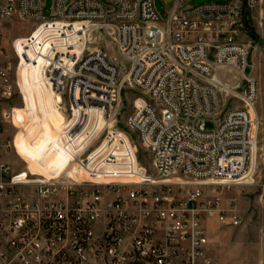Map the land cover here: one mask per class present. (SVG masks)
<instances>
[{
	"label": "built area",
	"instance_id": "2783aa9c",
	"mask_svg": "<svg viewBox=\"0 0 264 264\" xmlns=\"http://www.w3.org/2000/svg\"><path fill=\"white\" fill-rule=\"evenodd\" d=\"M187 1L173 0L162 20L154 0H52L49 16L44 0H0V27L19 18L62 40L97 33L118 56L110 59L102 46L79 55L73 45L40 50L43 78L65 93L75 115L62 133L68 158L53 175L0 164V264H216L205 223L215 216L239 224L221 192L244 184L259 127L247 30L260 0ZM218 67L237 73L234 85L212 79ZM127 88L136 92L127 124L151 153V171L122 134L111 129L95 143L105 127L86 129L85 112L111 122ZM229 100L239 105L225 108ZM13 120L3 111L0 127ZM10 147L20 156L14 139L0 152Z\"/></svg>",
	"mask_w": 264,
	"mask_h": 264
},
{
	"label": "rangeland",
	"instance_id": "374dc122",
	"mask_svg": "<svg viewBox=\"0 0 264 264\" xmlns=\"http://www.w3.org/2000/svg\"><path fill=\"white\" fill-rule=\"evenodd\" d=\"M224 1L227 0H188L183 5L197 6ZM44 4L45 15L49 16L52 0H44ZM172 4L173 0H154L156 11L162 20L166 18V11ZM260 13H264V0H260V5L253 10L247 30L248 39L253 46L249 56L248 74L257 85L253 110L258 117L259 127L251 158V170L245 176L244 184L232 185L221 192L222 207L236 215L239 224L234 227L220 224L215 216L209 217L205 223L209 239L208 255L216 264H264V39L259 37ZM34 28L33 22L19 18L3 22L0 27V72L4 73L0 76V113L13 111L15 123H10L9 130L3 134L4 138L0 136L3 140L0 142V149L6 142L14 139L21 157L12 147L1 150L0 156L8 155L7 159L13 172L53 175L65 165L67 156L61 147L62 133L72 124L75 115L70 117L65 93H54L43 78L45 59L41 57L40 50L46 53L49 44L54 43L66 52L67 45H73V51L79 55L83 47L92 49L102 46L110 59L118 56L112 41L97 33H91L87 38L73 36L69 40H62L48 36L49 30ZM52 28L55 30V26ZM32 31L33 44L29 43V47L25 49L21 44ZM23 54L32 62L24 61ZM233 72L236 78L230 72L219 70H213L211 75L231 83L232 80L236 82L238 79L237 73L234 70ZM135 95L136 92L125 89L117 115L110 119L109 129L105 127V130L99 133L95 143L104 138L106 131L113 129L123 135L120 136V142L124 146L131 144L140 166L146 171H151V153L139 145L127 124ZM235 105H239L238 101L229 100L225 108ZM85 114L88 132H98L102 124L100 115L93 111ZM205 128L213 129V122L207 121Z\"/></svg>",
	"mask_w": 264,
	"mask_h": 264
},
{
	"label": "crops",
	"instance_id": "0c3cea01",
	"mask_svg": "<svg viewBox=\"0 0 264 264\" xmlns=\"http://www.w3.org/2000/svg\"><path fill=\"white\" fill-rule=\"evenodd\" d=\"M226 71V72H230L232 75H233V77H235L236 78V74L233 72V70L232 69H230V68H222V67H218V68H215L214 69V71ZM216 82H218V83H220V84H226V85H228V86H232V85H234V83H235V80L233 81H231V83H227V82H223V81H221V80H219L215 75H214V78H213ZM255 110H257V108L255 109ZM258 111V110H257ZM3 112V111H2ZM1 114L2 113H0V119H1ZM10 123H14V120L13 121H11V122H9V123H7V124H3L1 127H0V131L2 130V133H0V136L1 137H3L4 138V132H6V131H8L9 130V128H10ZM15 124V123H14ZM11 128H12V126H11ZM3 142V140H2V138H0V142ZM14 156V155H13ZM7 157H8V155H6V156H0V164H8L9 166H11V164H10V161L7 159ZM12 167V166H11ZM207 229V228H206ZM207 234H208V232H207Z\"/></svg>",
	"mask_w": 264,
	"mask_h": 264
},
{
	"label": "bare ground",
	"instance_id": "6f19581e",
	"mask_svg": "<svg viewBox=\"0 0 264 264\" xmlns=\"http://www.w3.org/2000/svg\"><path fill=\"white\" fill-rule=\"evenodd\" d=\"M213 78H214V76H212V79H213ZM88 111H89V112L93 111V112H95V113H97V114L100 115V119H101L102 124H101V127L99 128L98 131H100V130L103 129L104 127H107V128L109 129V124H110L111 122H108V121L105 122L101 112H99V111H97V110H87L86 112H88ZM72 117H73V116H72ZM65 156H67V154H65ZM67 158H68V156H67ZM67 158H66V161H67ZM61 159H62V161H65L64 158H61ZM63 168H64V166H63ZM63 168L57 170L56 174H58L59 172L63 171Z\"/></svg>",
	"mask_w": 264,
	"mask_h": 264
}]
</instances>
